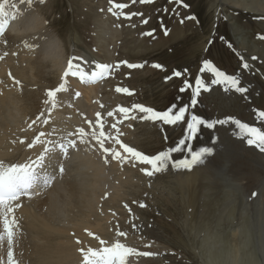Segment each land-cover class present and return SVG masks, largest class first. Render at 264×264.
I'll return each mask as SVG.
<instances>
[{"label":"rangeland","instance_id":"1","mask_svg":"<svg viewBox=\"0 0 264 264\" xmlns=\"http://www.w3.org/2000/svg\"><path fill=\"white\" fill-rule=\"evenodd\" d=\"M109 1L127 5L123 9L126 13H131L132 18L126 21L121 20L119 15H115L112 21L109 20L107 23L112 26V23L116 22L119 27L117 31L120 33L114 39L119 43L114 53L111 54L114 60H112L111 72L107 74L109 79H103L100 87L99 100H107L110 103L108 107L114 110L116 106L124 105L123 103L132 105L137 102L145 106L156 107L157 111H165L173 104L178 107L183 106L186 98L191 100V89L184 93L179 91L183 78L189 79L193 87H195L197 76L210 84L212 75L199 71L202 61L207 59L229 75L239 76L242 72L239 76L241 85L245 82L248 91L238 94L231 89L226 90L223 85H212L209 90L201 91L197 97V105L194 109H189L186 119L192 112H195L209 121L232 117L229 123H233V120L238 118L250 125L255 122V115L264 111V57L257 56L258 52L264 51V40H262L264 38V18L262 17L264 16V5L260 12L253 11V9H260L259 6L264 4V0H143L144 3L142 0H31V3L29 0H18L10 5V0H8L5 10L9 11L8 20L15 27H21L24 23V21H19L21 20L18 17L19 12L26 16L28 10L37 11L42 19L44 18V28L38 31H28L29 37L26 34L25 39L37 40L34 37L44 39L45 35H53L59 40L60 45H64L65 60H68L70 57H82L83 52L94 55L97 49L104 50L101 45H104L107 40L109 43L114 41L109 38V35L106 39L99 38L100 32H98L102 28L100 21L105 17L104 10H107ZM30 7L33 10L29 9ZM34 13L39 16L36 12ZM4 32L0 36L5 37L7 30L5 29ZM11 35L12 32L9 36ZM9 36L4 39V42H9ZM38 42L39 44H36L40 45L41 42ZM105 47L109 51L114 48L112 44L108 47L105 45ZM38 54L46 60L54 57L46 46L40 47ZM100 55L106 56L104 52ZM249 56H255L253 63L257 73L251 71L249 73L243 67L242 61L249 59ZM95 60H98L97 57ZM125 62H142L143 69L129 68L128 72L123 69V71H117V65L120 67ZM157 63L163 65V68H155L153 65ZM47 64V70H49L51 64ZM185 69H187L186 76L165 79L172 76L173 70L183 72ZM251 69L254 70L253 67ZM47 78V85L54 86L55 77L48 75ZM114 85L129 90L134 89L135 94L132 93L133 95H130L132 97L127 98L128 93L114 91ZM81 96L83 94L66 100L67 106ZM116 96L125 100L136 98L138 101L132 103L125 100L119 101ZM32 99L34 106L40 109L42 106L37 102L39 99L35 96ZM90 104L92 105V101ZM64 109L66 108L59 113L67 114ZM99 113L101 114L100 120L103 121L104 112ZM92 118L97 120L96 115ZM75 122L82 125L84 129L89 130L90 128L81 120L77 122L75 119ZM130 124L129 133L133 132V135L127 136L125 141L129 146L135 147L146 155L166 151L176 144L171 138V133H174L172 126L166 125L164 128H158L156 122L138 119L131 121ZM138 124L149 126L152 129L141 127L137 130L135 128ZM182 124L185 125L186 120ZM256 127H258L257 124ZM92 128L95 131L100 129L95 125ZM105 128L104 125L103 131ZM238 128L237 126L236 129ZM258 128L264 131V123ZM208 133L216 134L215 141L212 136L208 137ZM60 134H68V131L63 129ZM226 136L234 140L242 139L245 147L253 151L259 150L256 145L247 143L250 138L247 134H241L242 137L237 134V138L235 134L231 136V130L226 124L216 125L213 129L202 126L196 138L200 144L196 150L205 147L204 143L209 140L214 143L224 142ZM73 149L69 147L68 150ZM216 149L206 156L203 164L196 167L199 182L187 187L186 193L176 184L173 186V191L159 190L157 185L156 188L145 185L140 188L134 187L132 191L130 189V193L133 192V198H130V202L127 201V203L135 207L136 200H145V207L144 209L141 207L143 214L140 217L128 218L125 224L131 228V231H137L138 235L142 234L148 241L146 244L162 248L159 253H152L151 248L147 250L136 247L135 263L141 264L140 257L149 259L147 264H241V259L243 262L246 261L244 264H249L250 255L259 260L262 257L264 259V241L261 242V239L259 246L254 236V231L258 226L259 210L253 207L248 220L247 225L251 229L253 246L247 248L241 243L244 235L237 225L242 212V208L238 206L241 191L229 185L228 177L218 175L217 171L225 163L227 156L222 147ZM172 156L176 159L180 158L178 155ZM76 162H72V166ZM147 167L150 168V166ZM170 168H172L171 165ZM79 180L81 179L78 178L77 183ZM82 185L85 184L82 183ZM224 197H227L226 201H229L230 205L228 204L227 209L219 217L222 218L220 228L215 225L211 215L212 211L217 208L216 203H222ZM261 216L264 227V208ZM246 249H249V253L241 258V252ZM145 252L151 255H142Z\"/></svg>","mask_w":264,"mask_h":264},{"label":"bare ground","instance_id":"2","mask_svg":"<svg viewBox=\"0 0 264 264\" xmlns=\"http://www.w3.org/2000/svg\"><path fill=\"white\" fill-rule=\"evenodd\" d=\"M16 1L18 0H10L9 5ZM114 4L116 3L110 2L107 10H104L105 17L102 20L99 18L100 23H102V28L98 30L100 32L99 38L106 39L109 35V38L114 40L120 35L117 31L119 27L116 22H113L112 26L107 25L108 21L111 22L115 16L113 13H120L121 20L130 21L132 18L131 13L128 14L124 9L115 8ZM263 5L260 4V9H253V11L260 12ZM109 8L113 10L110 12ZM34 12L37 13L35 10ZM34 12L28 10L26 16L19 12L18 17L21 19L19 21H24L21 27H15L8 20V24L5 26L7 34L5 37L4 35L0 36V56L4 57L0 59V160L4 161L5 164L34 161L43 152L44 145L37 143L32 148H28L27 145L41 131L45 133V136L41 138L42 140L62 142L61 138L67 136V134L61 135L60 132L66 129L68 133H73L68 138L76 140V147L71 151L68 150L67 155L59 148L50 152L45 157L43 168L38 169L39 180L31 189L34 194L31 197H20L17 201H13V212L9 214V219L14 216L17 224L13 228L14 236L11 245L8 244L3 226V210H0V234H3V239H0V264H8L7 253L9 247L13 251V258L17 261V264H82L83 255L79 249L84 248L85 251L89 247L99 249L110 246L116 240H119L126 247L135 249V252L136 247H138V249L146 248L147 250L151 248L152 251L150 252L159 253L162 248L146 244L148 241L142 234L138 235L137 231H131V228L125 224L128 218L140 217L143 214L141 207L143 209L145 207V200H136L135 207L127 203L130 198H133V192L130 193V189L132 191L134 187L140 188L145 185L156 188L157 185L159 190L170 189L173 191V186L176 184L186 193L187 187L199 182V174L196 169L199 165L194 166L191 170H176L170 168L169 165L165 171L155 173L152 177H149L141 171L142 168L149 165L127 161L121 164L120 161L111 158V153L104 154L91 135L95 131L92 127L94 125L99 126L96 124V119H93L95 117L92 118V116H95L97 112H104L103 121L101 122L106 127L104 130L106 137H111L106 138V141H104L105 147H112L122 154L123 149L115 143V140L119 138L122 143H127L125 138L133 135V132L129 133L130 123L133 119H123L122 114L118 111V107L121 105L116 106L117 108L113 110L112 107H108L110 103L107 100H99L101 96L100 87L103 79H109L107 76L90 83L81 82L79 77L70 76L65 78L63 76L68 60H65L64 45H60L59 40L53 35H45L44 39L34 37V39L41 42L40 45L36 44H39L37 40L25 39L26 34L29 33L28 31H38L44 28V18L42 19L41 15L37 13L40 18ZM262 17L264 18V16ZM11 32L12 35L9 36ZM7 36H9V42H4ZM118 43L117 40L112 43L107 40L104 45L98 43L104 49L103 51L97 49L95 56L89 52H83L82 57H79L81 59L74 61V63H79L81 69L88 72L94 70L95 63L111 65L112 60H114L111 54L114 53ZM110 44H112V48L114 46L112 51H109L106 47V49L104 48L105 45L108 47ZM44 46L51 50L53 58L46 60L45 57L37 55L40 47ZM103 52L107 57L100 55ZM4 53H7V55H4ZM257 56L263 58L264 51L258 52ZM95 57L98 60H95ZM253 57L249 56V59L242 61L243 64L247 63L249 65L246 69L249 73L250 71L257 73L254 68ZM47 63L51 64L49 70H47ZM126 64L142 65V62L125 63L117 67V71L125 70L128 72L129 67ZM137 68L142 70L143 66ZM48 75L55 77L53 79L55 80L54 86L47 85ZM16 81H19V84ZM60 83H65L66 90L57 93V106L51 112H48L51 104H45L48 99L47 91L52 87H58ZM245 85L244 82L241 86L245 87ZM116 88V85H114V91H116ZM130 92L135 94L134 89ZM76 93L83 94V96L78 97L77 101L67 106L66 100L77 96ZM130 95L127 98L132 97ZM34 96L39 99L37 102L42 106L40 109L32 103V97L34 98ZM116 97L118 98V96ZM118 99L119 101L125 100L120 97ZM90 101H92V105ZM125 101L132 103L138 100L132 98ZM189 102L188 98L184 100V104H189ZM123 104V107H131L137 102L132 105ZM146 107H151V105ZM63 108H66L64 112L67 114L59 113L62 112ZM151 108L158 110L153 106ZM109 111H112L114 115L109 117L107 115ZM42 112L44 117L48 119V124L39 121L33 123ZM134 114L140 115L138 111ZM75 119L77 122L81 120L83 124L90 126L89 130L84 129L87 133L85 143H81L77 131L83 127L78 125ZM240 121L245 123V121ZM254 121V123H250L254 127H256V124L259 127L264 123V119L260 118L258 114L255 115ZM156 123L158 128L166 126L160 122ZM113 124H116V128L112 127ZM226 125L231 130V136L233 134L236 138L237 134L241 136L240 129H236L237 125L234 122ZM141 127L151 128L138 124L135 129L138 130ZM185 128L186 124L183 125L182 123L172 126L174 133H171V138L176 144L179 140L185 139ZM53 129L56 131H53ZM95 132L99 134L100 129ZM209 136H212L215 141V133H208ZM224 140L220 143L209 140L204 143V146L212 147L214 150L222 147L227 156L225 163L217 172L220 177H228L230 179L229 185L241 191L238 206L242 208V212L237 225L239 231L241 230L244 235L241 243L247 248L253 246L251 229L247 225L248 220L253 207L258 208V226L254 231V236L260 246L261 242L264 241V227L262 226L261 216L264 208V153L260 149L253 151V149L245 147V142L242 139L234 140L230 136H226ZM186 143H191L194 150L200 145L197 139L186 141ZM186 154L185 151L173 153L172 155H178L181 159ZM173 159L176 158L173 157ZM75 161L77 162L72 166L71 163ZM61 166L64 168L63 173H60ZM46 176L54 177L48 185L43 183ZM78 178L81 180L77 183ZM82 183L85 185H82ZM226 199L227 197H224L222 203H216L217 208L212 211L211 215L215 225L220 228L222 227L220 225L222 218L219 217L229 204ZM16 204H19L20 207L16 208ZM207 208L209 209V206ZM117 232H124L125 236H117ZM101 240L106 241V244L101 245ZM135 252L126 258L125 264H138L134 261L137 256ZM241 253L242 258L244 254L249 253V249ZM140 258L142 260L141 264L149 262V259ZM249 259V264H264L263 257L261 258L262 261L253 255H250ZM245 262L241 259V264Z\"/></svg>","mask_w":264,"mask_h":264},{"label":"snow or ice","instance_id":"3","mask_svg":"<svg viewBox=\"0 0 264 264\" xmlns=\"http://www.w3.org/2000/svg\"><path fill=\"white\" fill-rule=\"evenodd\" d=\"M143 2V0H142ZM8 3V0H3L0 2V34L5 30V26L8 24L9 12L5 10V6ZM31 3V0H29ZM115 8L123 9L127 7L125 4H114ZM15 8V5H13ZM113 9L109 8L111 12ZM114 15H120V13H113ZM13 17L15 14H12ZM133 15H135L133 13ZM147 21H145L146 23ZM14 54V53H13ZM7 55V53H4ZM3 56H0V59H3ZM78 57H70L67 61V68L63 73L65 78L67 77H79L81 82L90 83L96 82L99 79H102L107 76L111 70V65L107 63H95L94 70L88 72L81 69L79 63H74V61L79 60ZM255 59V57H253ZM127 63V62H125ZM129 68L142 67L143 65L137 64H128ZM155 68H163L161 64L153 65ZM119 67V65H117ZM243 67L247 69L249 65L247 63L243 64ZM199 71L201 73H210L212 79L210 84L205 83V80L200 76L195 78V87L190 83L189 79H183L182 86L179 88L181 93L191 89V100L190 104H184L183 106H177L173 104L165 111H157L151 107H146L143 104H133L131 107L119 106L118 111L122 114L123 119L127 120L129 118L133 120L140 121H151V122H160L163 125L176 126L180 123H184L186 120V114L189 112L190 108H195L197 105V97L200 95L202 90H209L212 85H223L225 89H232L237 93H246L248 89L241 86V80L236 75H229L224 71L220 70L214 65L210 60H203L202 66ZM187 75V69L183 72L180 70H173L172 76L166 77L165 79H172L173 77H183ZM19 84V81H16ZM66 90L65 83H60L58 87L51 88L47 91L48 99L45 101V104H51V107L48 108V112H51L53 108L57 106V93ZM117 92L131 94L128 88H116ZM78 96L79 93H76ZM140 115H135L134 113ZM100 113H96V124L99 125L101 131L97 134L95 131L91 135L95 138L99 144L100 149L103 150L104 154L111 153V158L113 160L120 161L121 164L124 162H139L140 164L149 165V167H144L141 171L152 177L155 173H160L165 171L169 165L176 170H191L194 166L203 164L207 155L213 153L214 149L212 147H200L198 150H194L191 143H186V141H192L197 138L198 134L201 131V127H206L208 129H213L216 125H225L232 120V117L227 119H218L215 121H209L202 118L201 116L192 112L191 115L186 120L185 128V139L179 140V142L174 146L170 147L166 151H159L155 155H146L141 151H138L135 147L129 146L127 143H122L119 138H116L115 143L119 144L123 149V154L120 151H116L112 147H105L104 140L106 138V133L103 131L104 124L100 120ZM109 117L113 116L114 113L109 111L107 113ZM259 117L264 119V111L258 113ZM42 122L43 124H48V119L44 117L42 112L40 116L36 118L33 123ZM240 129L241 134H247L250 138L247 140L249 145H256L261 151H264V131H261L258 127L250 126L247 123H242L240 120L236 119L233 121ZM31 127V125H29ZM113 128H116V124L112 125ZM53 131H56L53 129ZM79 138L81 143H85V137L87 133L84 128H79L78 130ZM51 135V133H49ZM73 135V133H68L67 136L61 138L62 142H57L54 140H42L41 138L45 136L43 131L39 132L35 136V139L27 145L28 148H32L33 145L39 143L44 145L43 152L34 160L25 163H10L5 164L4 161L0 160V210L2 212L3 226L5 233L7 235L8 244L11 245L13 241V228L17 224V221L14 216L9 219V214L13 212V201H17L20 197H31L34 193L31 191L34 185L37 184L39 180L38 169H42L44 166L45 157L56 148H59L65 155L68 154L69 147H76V140L68 139V136ZM107 138H111L110 136ZM23 143V141H21ZM51 145V147H49ZM186 155L181 159H173L172 154L177 152H185ZM107 162V161H106ZM64 172L63 166L60 167V173ZM54 177L46 176L44 178V185L51 183V180ZM143 206V205H141ZM16 208L20 207L19 204L15 205ZM91 235V233H90ZM117 236H125L124 232H117ZM0 239H3V234H0ZM101 245H105L106 241L101 240ZM83 255L82 264H125L126 258L135 252V249L126 247L119 240H116L115 243L110 246H104L99 249L89 247L86 251L84 248L79 249ZM142 255H151V253L145 252ZM8 264H17V261L13 258V251L9 247L8 253Z\"/></svg>","mask_w":264,"mask_h":264}]
</instances>
